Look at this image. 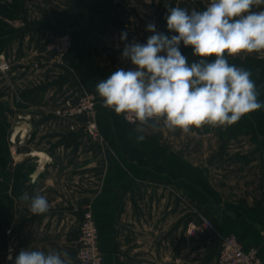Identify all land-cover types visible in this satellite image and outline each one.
<instances>
[{"label": "crops", "instance_id": "obj_1", "mask_svg": "<svg viewBox=\"0 0 264 264\" xmlns=\"http://www.w3.org/2000/svg\"><path fill=\"white\" fill-rule=\"evenodd\" d=\"M19 1L14 17L2 18L11 32L0 48V62H7L0 71V130L8 144V185L16 165L30 167L24 193L46 197L49 211L34 215L30 200L15 202L9 222L0 221V256L15 264L21 250L53 249L76 264L88 207L104 264H215L225 234L256 248L264 264V145L254 143L249 127L205 125L183 134L161 122L157 131L138 133V123L104 107L96 92L112 72L132 67L122 57L125 44H146L154 34L149 24L177 35L167 28L169 7L204 11L210 0ZM253 11H264V4ZM62 34L73 43L53 65L49 40ZM187 47L181 42L182 55ZM231 58L241 65L252 60L264 86V52ZM86 94L95 99L100 140L73 131L54 113ZM137 135L145 139L137 142ZM204 219L213 230L191 236Z\"/></svg>", "mask_w": 264, "mask_h": 264}, {"label": "clouds", "instance_id": "obj_2", "mask_svg": "<svg viewBox=\"0 0 264 264\" xmlns=\"http://www.w3.org/2000/svg\"><path fill=\"white\" fill-rule=\"evenodd\" d=\"M262 4L264 0H210L206 10L191 12L169 7L167 28L177 35L169 38L149 24L147 30L154 34L146 44H125L122 57L132 67L119 68L96 85L103 106L134 117L138 133L157 131L162 122L164 128L183 134L205 125L230 126L261 109L264 104L258 101L251 71L230 64L225 54L264 52V11H253ZM126 38L127 33H122L121 39ZM181 42L200 59L189 63L179 50ZM135 139L141 142L145 136ZM36 180V175L30 176L31 183ZM21 200H30L34 215L49 211L42 195L30 198L24 193ZM15 264L72 262L66 251L26 249Z\"/></svg>", "mask_w": 264, "mask_h": 264}, {"label": "built area", "instance_id": "obj_3", "mask_svg": "<svg viewBox=\"0 0 264 264\" xmlns=\"http://www.w3.org/2000/svg\"><path fill=\"white\" fill-rule=\"evenodd\" d=\"M72 39L69 34L52 36L49 40L52 49L50 63L59 65L62 63L64 55L72 46ZM7 62H0V71L5 72ZM55 115L61 119L68 120L73 131H81L92 139L100 140L101 134L96 123L95 99L90 95H83L74 104H68L64 108L54 111ZM83 116V120L78 118ZM125 122L135 124L134 117L130 114H122ZM12 155L15 148L11 149ZM201 224H194L188 231L191 236L204 234L213 230V223L210 220H202ZM79 229V243L77 248L76 264H104V253L100 247L98 225L94 219L92 211L87 207L83 210ZM215 264H263L258 250L254 247L244 248L238 236L225 234L221 238L219 253Z\"/></svg>", "mask_w": 264, "mask_h": 264}, {"label": "trees", "instance_id": "obj_4", "mask_svg": "<svg viewBox=\"0 0 264 264\" xmlns=\"http://www.w3.org/2000/svg\"><path fill=\"white\" fill-rule=\"evenodd\" d=\"M20 1L11 0V2L0 1V48L3 46V42L10 34L7 24L2 18L11 19L14 17V11L18 10ZM185 55L188 58L189 63L195 62L199 57L193 55V48L187 47ZM226 59L230 64L237 67L250 70L252 73V79L256 84V90L258 92V101L264 104V86L258 81V76L254 69V62L252 60H246L242 65L237 60L231 58L225 54ZM213 59V58H210ZM238 125L246 124L249 127V132L253 136L254 143L260 146L264 145V107L254 111L250 114L243 116ZM5 130H0V221L8 223L10 220V211L15 202L21 201V196L26 189V182L28 181V174L31 172L30 167H26L24 164L16 165L12 174L11 183L8 185V173L6 171L8 163V144L5 142ZM0 264H10L5 258L0 256Z\"/></svg>", "mask_w": 264, "mask_h": 264}, {"label": "water", "instance_id": "obj_5", "mask_svg": "<svg viewBox=\"0 0 264 264\" xmlns=\"http://www.w3.org/2000/svg\"><path fill=\"white\" fill-rule=\"evenodd\" d=\"M39 171H40V170L37 169V170H36L35 172H33L30 176H32V175H36V176H37L38 173H39Z\"/></svg>", "mask_w": 264, "mask_h": 264}, {"label": "rangeland", "instance_id": "obj_6", "mask_svg": "<svg viewBox=\"0 0 264 264\" xmlns=\"http://www.w3.org/2000/svg\"><path fill=\"white\" fill-rule=\"evenodd\" d=\"M262 157V156H261ZM263 159H264V154H263ZM262 162V161H261Z\"/></svg>", "mask_w": 264, "mask_h": 264}]
</instances>
